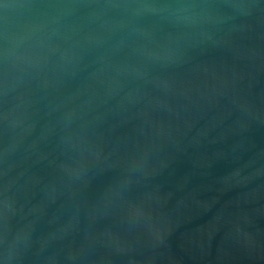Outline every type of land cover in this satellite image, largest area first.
<instances>
[{
  "label": "water",
  "instance_id": "95a60500",
  "mask_svg": "<svg viewBox=\"0 0 264 264\" xmlns=\"http://www.w3.org/2000/svg\"><path fill=\"white\" fill-rule=\"evenodd\" d=\"M0 264H264V0H0Z\"/></svg>",
  "mask_w": 264,
  "mask_h": 264
}]
</instances>
